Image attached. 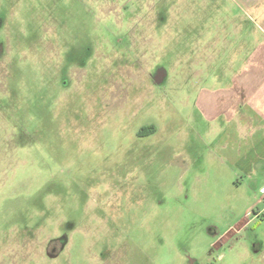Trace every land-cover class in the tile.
Listing matches in <instances>:
<instances>
[{
	"label": "rangeland",
	"instance_id": "1",
	"mask_svg": "<svg viewBox=\"0 0 264 264\" xmlns=\"http://www.w3.org/2000/svg\"><path fill=\"white\" fill-rule=\"evenodd\" d=\"M247 13L0 0V264H264V163L213 117Z\"/></svg>",
	"mask_w": 264,
	"mask_h": 264
},
{
	"label": "crops",
	"instance_id": "2",
	"mask_svg": "<svg viewBox=\"0 0 264 264\" xmlns=\"http://www.w3.org/2000/svg\"><path fill=\"white\" fill-rule=\"evenodd\" d=\"M238 2L255 25L248 33L251 46L229 84L218 89V97H226L227 106L213 117L226 129L222 141L224 155L228 153L225 160L237 161L245 172H255L256 165L264 163V0Z\"/></svg>",
	"mask_w": 264,
	"mask_h": 264
},
{
	"label": "built area",
	"instance_id": "3",
	"mask_svg": "<svg viewBox=\"0 0 264 264\" xmlns=\"http://www.w3.org/2000/svg\"><path fill=\"white\" fill-rule=\"evenodd\" d=\"M261 198L264 200V192L262 193V197Z\"/></svg>",
	"mask_w": 264,
	"mask_h": 264
},
{
	"label": "trees",
	"instance_id": "4",
	"mask_svg": "<svg viewBox=\"0 0 264 264\" xmlns=\"http://www.w3.org/2000/svg\"><path fill=\"white\" fill-rule=\"evenodd\" d=\"M142 131H143L144 133H145V132H148V130H142ZM143 132H141V133H143Z\"/></svg>",
	"mask_w": 264,
	"mask_h": 264
},
{
	"label": "water",
	"instance_id": "5",
	"mask_svg": "<svg viewBox=\"0 0 264 264\" xmlns=\"http://www.w3.org/2000/svg\"><path fill=\"white\" fill-rule=\"evenodd\" d=\"M158 77H159V76H158ZM158 77H157V78H158Z\"/></svg>",
	"mask_w": 264,
	"mask_h": 264
}]
</instances>
